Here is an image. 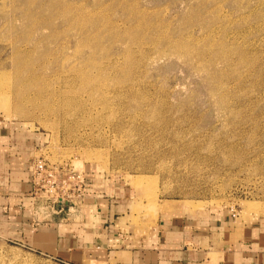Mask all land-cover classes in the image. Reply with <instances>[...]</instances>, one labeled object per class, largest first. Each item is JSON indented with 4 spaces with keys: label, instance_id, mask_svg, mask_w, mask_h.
I'll use <instances>...</instances> for the list:
<instances>
[{
    "label": "rangeland",
    "instance_id": "374dc122",
    "mask_svg": "<svg viewBox=\"0 0 264 264\" xmlns=\"http://www.w3.org/2000/svg\"><path fill=\"white\" fill-rule=\"evenodd\" d=\"M0 120L131 181L134 221L264 213V0H0ZM0 264L75 263L0 237Z\"/></svg>",
    "mask_w": 264,
    "mask_h": 264
},
{
    "label": "crops",
    "instance_id": "0c3cea01",
    "mask_svg": "<svg viewBox=\"0 0 264 264\" xmlns=\"http://www.w3.org/2000/svg\"><path fill=\"white\" fill-rule=\"evenodd\" d=\"M39 138L0 120V237L75 264H264V213L195 208L169 196L153 220L137 222L136 187L92 163L83 169L87 187L76 206L39 208L30 167Z\"/></svg>",
    "mask_w": 264,
    "mask_h": 264
},
{
    "label": "built area",
    "instance_id": "2783aa9c",
    "mask_svg": "<svg viewBox=\"0 0 264 264\" xmlns=\"http://www.w3.org/2000/svg\"><path fill=\"white\" fill-rule=\"evenodd\" d=\"M31 169V196L35 201L36 195L39 194V207L51 213H60L65 210V204L73 201L72 205H68L70 210L84 197L86 176L83 170L76 169L74 164L52 161L41 152L34 156ZM75 196L77 202L73 200ZM232 211L237 213L236 210Z\"/></svg>",
    "mask_w": 264,
    "mask_h": 264
},
{
    "label": "bare ground",
    "instance_id": "6f19581e",
    "mask_svg": "<svg viewBox=\"0 0 264 264\" xmlns=\"http://www.w3.org/2000/svg\"><path fill=\"white\" fill-rule=\"evenodd\" d=\"M16 51H17V50H16ZM13 61H14V60H13ZM13 61H12V62H13ZM16 61H17V60H16ZM20 62H21V61H20ZM14 64H15V63H14ZM16 64H17V63H16ZM17 65H18V64H17Z\"/></svg>",
    "mask_w": 264,
    "mask_h": 264
}]
</instances>
